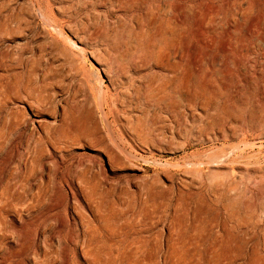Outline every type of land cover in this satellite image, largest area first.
<instances>
[{"label": "rangeland", "instance_id": "1", "mask_svg": "<svg viewBox=\"0 0 264 264\" xmlns=\"http://www.w3.org/2000/svg\"><path fill=\"white\" fill-rule=\"evenodd\" d=\"M37 1L0 0V264L261 231L264 0Z\"/></svg>", "mask_w": 264, "mask_h": 264}, {"label": "bare ground", "instance_id": "2", "mask_svg": "<svg viewBox=\"0 0 264 264\" xmlns=\"http://www.w3.org/2000/svg\"><path fill=\"white\" fill-rule=\"evenodd\" d=\"M19 17L21 18V16ZM32 69H34V65L30 68V72H33ZM196 82L198 83V80H196ZM146 215L149 218L152 216L154 217L155 211H153V215L148 212ZM255 216L254 214H250L244 217V219H246V226L252 225L253 228L256 229L260 226V223L254 220ZM238 219L236 212H230L225 221V226L229 222H237ZM146 226L147 225L138 230H133V236L130 239L126 236L119 240V251L116 257V260H120L119 264H193L194 256H202L201 252L204 253L205 264H264V228H262L261 231L256 229L251 231V229L246 228L234 232L225 227L223 233H217L210 228V236H208L207 239H194L189 237L183 240L181 245H178L177 240L171 235L164 249L158 245L154 236L143 234V232L150 229ZM65 229H67V227ZM78 238V234L72 236L71 241L78 244ZM27 246L29 247L30 245L27 244ZM35 253L37 252L35 251ZM84 253L90 257L89 264H92V253L88 246ZM50 256L48 251H45L41 261L47 263V261H50Z\"/></svg>", "mask_w": 264, "mask_h": 264}]
</instances>
